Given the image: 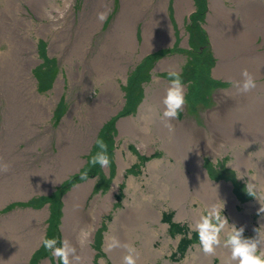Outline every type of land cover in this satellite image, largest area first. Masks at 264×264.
<instances>
[{
	"label": "rangeland",
	"instance_id": "rangeland-1",
	"mask_svg": "<svg viewBox=\"0 0 264 264\" xmlns=\"http://www.w3.org/2000/svg\"><path fill=\"white\" fill-rule=\"evenodd\" d=\"M249 1L245 0L242 14L232 11L237 2L223 0V4L232 14L230 20H238L240 29L253 36V27L264 26V0ZM100 12L107 13L103 21L98 20ZM209 13L210 0H0V157L10 165L7 172H0V232L8 252L26 248L25 238L36 233L35 246L23 264H61L42 246L41 238L62 242L64 219L69 221L70 216L79 222L75 230L68 228L76 233L77 250L85 234L92 233L93 264H113L106 234L126 203L140 198L141 191L160 212L158 224L149 225L164 226L153 241L162 255L145 264H183L192 257L195 264H202L193 221L180 217L171 199L154 192L160 190L153 186L151 166L170 162L179 171V161L161 140H155V134L138 141L120 126L135 124L145 135L152 134L151 122L163 119L154 98L162 102L169 72L176 70L185 85L186 103L173 125L193 119L197 127L206 128L205 116L215 109L217 94L234 88L233 80L213 74L217 57L208 38ZM15 37L28 48L11 46ZM252 41L258 52H264L262 34ZM257 81L264 82V74ZM233 100L239 113L250 106L242 96ZM239 129L250 134L247 128ZM172 132L178 139L179 130ZM227 134L230 138L224 139L220 151L202 155L201 167L210 182L231 188L236 213L251 208L248 225L233 221L229 207H223V215L229 225L244 227L246 238H254L257 229L264 232V190L258 189L259 182L252 183L256 168L245 175L232 164L235 152L249 157L264 152V129L255 142L232 140V130ZM98 138L108 146L107 168L89 163L98 151ZM170 140L179 154L181 142L171 136ZM85 169L87 181L80 178ZM160 178L166 182V177ZM248 185L253 186L251 194ZM165 189L171 197L168 183ZM191 193L188 187L179 205L198 211L203 203ZM200 211L203 215L207 209L203 206ZM9 227L21 236L6 237ZM131 243L137 246L138 241ZM210 258L211 264H221L217 254Z\"/></svg>",
	"mask_w": 264,
	"mask_h": 264
},
{
	"label": "bare ground",
	"instance_id": "bare-ground-1",
	"mask_svg": "<svg viewBox=\"0 0 264 264\" xmlns=\"http://www.w3.org/2000/svg\"><path fill=\"white\" fill-rule=\"evenodd\" d=\"M230 1L232 3L237 2L238 5L236 9L232 10L233 12L241 13L243 8H245L243 5L245 0ZM249 2L252 3L251 1ZM210 9L212 13H209L208 17V38L217 57V64L213 69V74L215 77L233 80V82H235L242 79L241 72L244 69H247L256 80L257 87L249 93L240 95H238L239 93H237L234 86H232L234 88H230L227 91H220L216 96L218 103L215 109L208 112L205 116L206 128L197 127L194 122H192L193 119H190L191 121L189 120L179 123V126H175L173 125L175 124L173 120L165 121L163 118L151 122L153 124L152 134L149 135H145L135 124H122L120 129L124 132H130L138 139V141H142L144 138L148 140L151 137L153 139L155 134V140H161V144L168 154L172 156L177 163L179 161V171L172 166V163H163L161 161H159L160 163H154V165L151 164L150 171L151 178L155 181L153 186L156 185L160 190L154 192L161 197L171 199L173 204L179 207L180 217H187L195 224L202 215L200 210L203 206L208 209L211 204L219 203L221 206L229 207V215L231 216V219L243 226L251 223L249 215L251 208H247L243 214L236 213L238 211L236 210L237 201L233 191L227 184H213L210 182L202 170L201 159L203 154L216 153L224 147V139L227 138L229 140L230 138L227 134L229 130H232V140H238L240 143H243L249 141L255 142L261 134L258 133L260 131L262 132V129H264V82L257 81V79L264 74V52H258L256 50L257 47L252 41L257 34H262L264 37V26H258L257 29L253 27L252 31L254 32V35L252 36V33L244 32L240 29L241 23H238V20H230L229 15L232 14L225 4H223V0H210ZM242 12L246 13L244 10ZM10 22L13 25L15 24L14 19ZM258 30L259 32L256 33ZM235 31L238 32L236 36H234L236 34ZM251 36L253 37L252 39H250ZM13 39L16 43H12L11 46L19 50L28 48V43H18L16 37ZM248 51L250 53H247ZM231 52L235 53L233 58L231 57ZM237 95L242 96L245 103L250 105L247 110H243L242 113L237 112V107L235 103L233 104L235 101L233 99H235V97L238 99ZM154 101H156L158 103L157 105L162 111H164V105L162 102H159L157 97L154 98ZM259 101L260 104H257ZM152 110L155 112L154 107ZM166 124H170V127L166 126ZM239 128H247L250 134H242ZM173 130H179L178 139L174 132H172ZM170 136L181 142V150L178 149L179 154L173 145L174 142H171ZM186 149L187 152L182 151ZM234 155L235 160L233 161V164L235 166L233 164L232 166L245 175L250 174L249 170L251 167L256 168V174L253 173L255 179L252 183L259 182L260 186H258V189L264 190V152H256V154L251 157L243 154L241 155L238 152H235ZM251 158H258L261 162L254 164L252 163ZM159 175L161 177H166V182H161L162 179ZM158 177L160 181L157 182ZM167 183L172 188L171 197L167 193V189H165ZM179 183H182V188L179 186ZM131 184L133 183L129 180L128 186ZM177 185L179 187H177ZM188 187L192 188V197L198 198L203 203V206L199 205L198 211L192 208L188 209V207L184 208L183 205H179V200H182L185 194L188 195ZM134 190L138 192L137 185L136 187L134 186ZM149 200L150 197L146 196L141 191L140 198L135 196L132 201L126 203V209L120 211L118 216L114 219L110 231L105 237V247L113 264L123 263V257L127 254L124 247L113 248L111 251L108 250V245L111 243L113 237L117 238L122 245L129 244L133 246L131 242L138 241L137 246H133L139 253L137 263L145 264L149 261L148 259L162 255L163 250L160 248H154L153 241L155 237L157 238L159 234H162L160 229H163L164 226L159 225L158 228H155L149 225L150 223L158 224V218L160 215L159 210L149 204ZM256 204L261 207L259 200H256ZM129 212H131V214H129ZM134 212H136L135 215ZM12 221L14 222V225L17 223V220ZM78 224L79 222H77V219H74L73 216H70L69 221L66 217L64 219L63 237L70 241L73 246H75L73 243H77L76 233L72 230H68V228H71L70 226H72L75 230ZM262 226L264 229V222L262 223ZM9 228L12 229H9V234H7L6 237L15 240L18 236H21V234L16 232V228ZM136 230L137 232H135ZM85 236L86 237H83L84 239L79 242L82 248L77 250V255L80 259L75 262L93 264L95 250H92L89 245L92 233H87ZM2 237L3 235L0 232V252L5 256V258L0 257V260L8 259L9 261L5 264H23L28 258L30 250L34 248L35 241H37L38 238L36 233L31 231L29 232L28 237L25 238L26 248H20L17 252H8L7 249L10 247L7 246L5 239L2 241ZM215 254L219 256L221 264H224L229 260L230 254L228 249L218 248ZM212 256L213 255L201 253L200 259L198 260L202 264H211L210 257ZM196 260L197 259L192 257L189 260L187 259L183 264H195ZM101 262L102 264H106L105 261ZM42 264L49 263L44 261Z\"/></svg>",
	"mask_w": 264,
	"mask_h": 264
},
{
	"label": "clouds",
	"instance_id": "clouds-1",
	"mask_svg": "<svg viewBox=\"0 0 264 264\" xmlns=\"http://www.w3.org/2000/svg\"><path fill=\"white\" fill-rule=\"evenodd\" d=\"M106 15V12L98 13V20L103 21ZM169 77V85L162 100L165 121L177 119L186 103L185 85L180 73L171 70ZM241 77L240 81L233 82L237 93L246 94L257 87L256 80L247 69L241 72ZM166 126L170 127V124H166ZM95 143L98 151L92 156L89 163L92 166L99 164L102 168H107L110 164L108 146L100 138ZM9 168L10 165L2 163V157H0V172H7ZM80 178L84 181L89 179L87 169L82 172ZM248 192L249 194L253 192L252 185H248ZM223 207L219 203L211 204L206 214L201 215L193 225V230L198 234L199 247L202 252L206 255H214L218 248H225L229 250L230 254L228 264H264V232L257 229L256 237L246 238L244 227L238 228L235 224L229 225L228 218L223 215ZM222 233L225 236L223 240L221 238ZM41 243L61 264H73V261H79L80 259L76 247L67 239L61 242L56 238L44 236L41 238ZM117 247L126 249L127 254L123 257V264H137L139 253L133 246L129 244L122 245L117 238L113 237L108 245V250L111 251Z\"/></svg>",
	"mask_w": 264,
	"mask_h": 264
}]
</instances>
